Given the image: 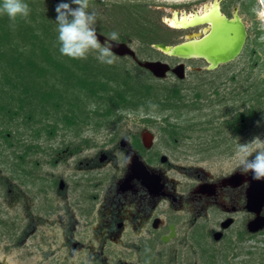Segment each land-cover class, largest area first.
I'll use <instances>...</instances> for the list:
<instances>
[{"label": "rangeland", "instance_id": "1", "mask_svg": "<svg viewBox=\"0 0 264 264\" xmlns=\"http://www.w3.org/2000/svg\"><path fill=\"white\" fill-rule=\"evenodd\" d=\"M212 1L89 0L100 43L118 32L113 42L133 56L115 53L107 65L94 51L76 60L80 69L59 51V0H24L30 15L14 26L0 15V264H264V227L248 230L257 216L247 209L250 181L225 184L232 174L251 180L235 139L264 138V5L218 0L247 31L239 56L218 69L160 47L202 35L167 19ZM146 62L170 69L157 77ZM59 64L86 84L70 86ZM145 134L142 161L162 175L160 195L138 181L120 187L133 155L125 142ZM205 184L214 193H201ZM170 224L178 235L164 244Z\"/></svg>", "mask_w": 264, "mask_h": 264}, {"label": "clouds", "instance_id": "2", "mask_svg": "<svg viewBox=\"0 0 264 264\" xmlns=\"http://www.w3.org/2000/svg\"><path fill=\"white\" fill-rule=\"evenodd\" d=\"M31 9L24 0H2L0 15H7L13 22L27 19ZM59 51L63 56L74 60H86L92 52L97 59L112 65L117 57L112 51L111 41L119 39L118 32H111L102 45L97 35L98 13L89 10V0H59L55 7ZM238 142L241 156L239 170L241 174H251L253 180H264V138L253 137L250 141Z\"/></svg>", "mask_w": 264, "mask_h": 264}, {"label": "bare ground", "instance_id": "3", "mask_svg": "<svg viewBox=\"0 0 264 264\" xmlns=\"http://www.w3.org/2000/svg\"><path fill=\"white\" fill-rule=\"evenodd\" d=\"M167 23L172 28L179 30L202 28V32L205 33V35L199 37L200 34L195 32L194 35H190L187 41L181 43L183 46L179 48L163 47L165 52L186 60L202 59V57H205L214 70L222 65L231 63L239 56L247 36L246 28L240 16L236 13L233 18L227 17L222 12L218 0L212 1L201 9L192 12H174L173 15L167 19ZM178 50L180 53L176 55ZM205 50L208 51L202 53ZM116 51L123 53L124 47L117 46ZM164 65L165 67H163L162 72H165L166 68H168V65ZM181 70L182 67H179L177 70L179 75ZM149 140L151 142V136H149ZM137 163L138 157L135 159V164ZM140 165H142V163H140ZM236 177L243 182L241 183L243 185L249 183V181L252 183L251 187L254 192L252 198L249 200L248 209L250 211L252 209L259 214L264 207V180H253L252 176L250 180L244 178V176L240 174L236 175ZM160 193L161 191L157 192L156 195ZM250 205L252 207L251 209Z\"/></svg>", "mask_w": 264, "mask_h": 264}, {"label": "flooded vegetation", "instance_id": "4", "mask_svg": "<svg viewBox=\"0 0 264 264\" xmlns=\"http://www.w3.org/2000/svg\"><path fill=\"white\" fill-rule=\"evenodd\" d=\"M171 29H174V30H179V29H175V28H172L170 25H168ZM181 31H188V30H181ZM187 41V40H186ZM118 43V42H117ZM121 43V42H120ZM183 43V42H182ZM121 44H124V43H121ZM181 44V43H180ZM161 45H163V44H161ZM178 45V44H177ZM203 60H206V59H203ZM206 62L208 63V61L206 60ZM209 64V63H208ZM180 66H182V65H179V66H177V67H175L173 70H175V69H178ZM174 73V72H173ZM174 74H176V73H174ZM176 75H178V76H180L179 74H176ZM149 136L150 135H148V134H145V135H143V137L141 138V140L139 141V140H135V141H132L131 142V144L128 142V141H126L125 142V144L126 145H130L131 147H132V152H133V155H132V158H131V164H130V169H129V174H128V176L126 177V179L121 183V185H120V187H121V189H122V191H127V190H129V189H132V188H134V185H133V181H138L139 183H140V185L143 187V189L145 190V191H148L149 193L151 192L150 190H149V188L147 187V185H146V183L144 182V181H142L141 179H139V178H137L136 176H135V168L138 166L139 168L140 167H142V166H145L152 174H155V175H157L158 177H160V187L157 189L158 191L157 192H159V191H161V193L160 194H162L163 192H164V189H165V183H164V179H163V177H162V175L161 174H159L158 172H155V171H153V170H151L143 161H142V157H143V155H144V151H145V149H146V147L147 146H149L150 145V140H149ZM136 157H138V163L137 164H135V159H136ZM141 160V161H140ZM140 163H142V165H140ZM234 176V180H231V182H226L225 184H228V185H232V186H234V187H241V186H243V184H241V183H243V182H241L239 179H238V177H236L235 175H231L230 177H233ZM132 177V178H131ZM130 179V180H129ZM138 179V180H137ZM251 182H250V184H249V186H248V184H246L247 186H248V189L246 190V196H247V209H248V204H249V190H250V187H251ZM214 185H210V184H205V185H203L201 188H200V192L201 193H209V194H212V193H214ZM163 191V192H162ZM157 192H151L152 194H154V195H156V193ZM160 194H157V195H160ZM252 207H251V205H250V209H251ZM249 210V209H248ZM262 211V210H261ZM249 212V211H248ZM251 213H254L255 215H257L252 221H250L249 222V225H248V230L250 231V232H252V233H257L258 231H260L263 227H264V218L263 217H261V212L258 214L256 211H253L252 209H251V211H250ZM249 212V213H250ZM159 220V224H158V226L155 228L154 227V223H155V220ZM162 224V221H161V219L160 218H155L154 220H153V223H152V228L153 229H158L159 227H160V225ZM228 224H229V222L227 221V222H224L223 223V226L224 227H226V226H228ZM171 225H173V226H175V231H176V236L174 237V238H172L169 242H171L172 240H174V239H176L177 238V235H178V233H177V226L175 225V224H170L169 226H168V233L166 234V235H163V236H161V242L162 243H164V244H166V243H169V242H164L163 240H162V238L164 237V236H168V235H170V233H171V231H170V226Z\"/></svg>", "mask_w": 264, "mask_h": 264}, {"label": "water", "instance_id": "5", "mask_svg": "<svg viewBox=\"0 0 264 264\" xmlns=\"http://www.w3.org/2000/svg\"><path fill=\"white\" fill-rule=\"evenodd\" d=\"M263 5H264V0H261ZM98 35V39L99 40H103L104 37L97 34ZM205 33H203L202 35H200L199 37H202L204 36ZM111 44H112V51L114 53H116L117 55H120V56H123V55H130V56H133V52L125 45V44H121V43H117V42H113L111 41ZM117 46H121V47H124V52L123 53H119L116 51V47ZM180 46H183V44H178V45H175V46H170L171 48H179ZM160 47H166V48H169V46H166V45H161ZM244 47V45H243ZM243 49V48H242ZM208 50H205L204 52L202 53H206ZM177 54L176 55H179L180 51L178 50L176 52ZM202 59H206L205 57H202ZM207 60V59H206ZM141 65L146 68L147 70H149L151 73H153L155 76L157 77H162L166 74V72L169 71V66L168 68H166L165 72H162L163 70V67H165L164 63H161V62H146V63H141ZM167 65V64H166ZM178 69H175L173 70L174 73L176 74H179V72L177 71ZM135 176L139 179H141L142 181H144L147 185V187L149 188V190L151 192H157L158 188L160 187V177H158L157 175L155 174H152L145 166H142V167H136L135 168ZM253 188L250 187V190H249V200L250 198H252L253 196ZM250 202V201H249ZM159 224V220H155V223H154V227L156 228ZM170 235L168 236H164L162 238V240L164 242H169L172 238H174L176 236V231H175V226L171 225L170 226Z\"/></svg>", "mask_w": 264, "mask_h": 264}, {"label": "trees", "instance_id": "6", "mask_svg": "<svg viewBox=\"0 0 264 264\" xmlns=\"http://www.w3.org/2000/svg\"><path fill=\"white\" fill-rule=\"evenodd\" d=\"M0 20H2V18L0 17ZM9 21V18H4V20H2V22L3 23H5V24H7V22ZM154 34H155V36H157V33L156 32H154ZM34 38V37H33ZM152 44H158V43H152ZM69 60H71V63L73 64V67L76 65L77 67L76 68H78V69H80L79 67H78V63H76V60H74V59H69ZM49 62H51V61H53V59H51V57H49V60H48ZM28 63H29V66L28 67H36V68H38L39 67V64H37V63H34V61L33 60H30V61H28ZM21 68H24L23 67V65L22 64H20L19 65ZM38 66V67H37ZM58 68H62L63 70H66V72H67V75H68V77H67V81H68V83H69V85L70 86H74L75 85V81H77V84H83V85H85L86 84V82L85 81H83V79L82 78H80L81 76L75 71V69H73L72 67H71V64H68L67 66H65L64 64H59L58 66H57V69ZM84 68H88V66H85ZM84 82V83H83Z\"/></svg>", "mask_w": 264, "mask_h": 264}]
</instances>
